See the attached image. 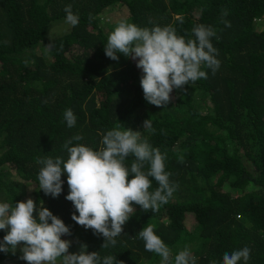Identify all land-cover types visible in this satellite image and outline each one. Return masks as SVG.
I'll use <instances>...</instances> for the list:
<instances>
[{
  "label": "trees",
  "instance_id": "obj_1",
  "mask_svg": "<svg viewBox=\"0 0 264 264\" xmlns=\"http://www.w3.org/2000/svg\"><path fill=\"white\" fill-rule=\"evenodd\" d=\"M116 3L128 14L104 20ZM66 5L79 22L50 38V30L66 21ZM262 15L264 0H0V202L24 201L18 185L34 181L33 200L70 226L71 235L62 239L76 236L87 251L114 255L124 264H160L161 257L146 251L138 236L147 225L173 258L187 245L197 264H223L225 252L247 246V264H264V26L258 29L254 21ZM122 19L148 28L173 25L189 38L196 25L212 26L219 69H205L206 79L174 89L165 107L148 103L136 61L105 55L107 37ZM196 97L210 104L208 112L200 111ZM69 108L77 118L71 128L64 120ZM146 119L154 133L143 129ZM120 124L166 153V171L179 187L156 212L134 205L116 245L101 249L104 238L71 218L67 174L58 197L45 195L36 161L66 160L63 145L77 134L83 139L73 144L98 150L103 135ZM156 187L153 180L150 191ZM5 234L0 230V241ZM20 256L18 248L15 254L0 252V264H27Z\"/></svg>",
  "mask_w": 264,
  "mask_h": 264
},
{
  "label": "clouds",
  "instance_id": "obj_2",
  "mask_svg": "<svg viewBox=\"0 0 264 264\" xmlns=\"http://www.w3.org/2000/svg\"><path fill=\"white\" fill-rule=\"evenodd\" d=\"M64 11L66 22L76 26L79 14L73 13L71 5H66ZM227 14L225 11L222 16ZM223 23L225 27L231 26L227 20ZM192 34L194 38L178 35L173 25L148 28L122 19L109 33L104 51L115 61L119 60V54L136 61L142 70L140 86L144 99L157 107H165L173 99L174 89L206 79L205 69L215 74L220 67L218 49L211 42L216 36L215 29L199 24L192 29ZM76 119L72 109L65 110L64 120L69 128L75 126ZM143 129L150 134L155 131L148 119L143 122ZM82 139L77 134L64 143L66 160L59 156L37 158L36 162L42 165L38 173L39 189L45 195L58 197L63 191L62 175L66 173L69 191L65 199L75 209L72 220L91 229L94 235L102 236L101 249L114 247L116 237L123 233V226L136 211L134 205L143 211L156 212L169 202L179 185L170 181L166 153L154 148L146 137L142 138L140 131L120 124L103 135L102 147L98 150L73 144ZM130 156L133 160L129 166L126 161ZM179 162H184L182 156ZM153 180L158 187L150 191ZM0 230L6 231L0 241V252L15 254L19 247L20 259L27 264H124L114 255L102 258L99 252L87 251L84 243L79 252L70 253L72 241L61 238L71 235L70 226L43 204L38 206L31 197L14 205L0 202ZM138 236L144 241L146 251L161 257L160 264H197V257L187 245L173 258L172 250L156 234L153 225L143 227ZM250 252L247 246L225 252L223 264L241 261L247 264Z\"/></svg>",
  "mask_w": 264,
  "mask_h": 264
},
{
  "label": "rangeland",
  "instance_id": "obj_3",
  "mask_svg": "<svg viewBox=\"0 0 264 264\" xmlns=\"http://www.w3.org/2000/svg\"><path fill=\"white\" fill-rule=\"evenodd\" d=\"M125 11L128 14V11L126 9V7L124 5H121L119 3L114 4L111 7H108V10L103 14L104 20L109 21V18L112 19H119L120 14ZM255 21V26L260 29L261 27L264 26V15L260 16V17H255L254 18ZM70 24H68L66 21L59 23L58 25L54 26L51 30H50V38H56L62 34H64L66 32V30L69 28ZM105 26L108 28V25L105 24ZM196 105L197 107L200 109L201 112H208L209 111V105L210 104H205L201 97H196ZM7 171H9V166H5L4 167ZM12 173H15L14 170L10 169ZM27 186V187H26ZM36 186V183L34 181H32V183L29 182H20L18 187L20 188V192H21V197L24 201L27 200V198L31 197L32 199H34V196L30 194V192L32 191L33 187ZM26 188V189H25ZM28 189V191H27ZM40 204H43V206L45 207V203L41 202ZM39 204V205H40ZM38 205V206H39ZM184 222L188 225V227L192 226V222L193 220H191L190 217H186L184 219ZM76 239L77 237L74 236ZM73 236H68L65 239L66 240H70L72 241L71 246L69 248V252L72 253L73 250H80V244L78 243V241L74 238ZM19 249V247H18ZM15 256V255H14ZM17 260L16 257H14L12 260ZM10 264V263H8Z\"/></svg>",
  "mask_w": 264,
  "mask_h": 264
}]
</instances>
